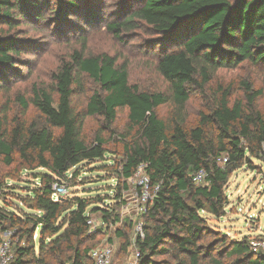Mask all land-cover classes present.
Returning <instances> with one entry per match:
<instances>
[{
	"label": "trees",
	"instance_id": "16d2710c",
	"mask_svg": "<svg viewBox=\"0 0 264 264\" xmlns=\"http://www.w3.org/2000/svg\"><path fill=\"white\" fill-rule=\"evenodd\" d=\"M130 1L132 11L107 27L117 39L138 23L152 30L160 46L156 70L171 96L132 85L128 66L119 65L115 57L74 51L56 72L54 93L37 86L33 89L31 104L43 123L16 119L7 125L0 119V165L16 166L35 181L23 199L33 214L0 206V234L14 231L20 239L12 249V264H92L90 253L99 234H91V214L100 212L107 224L119 222L127 181L141 164L148 166V175L160 191L146 214L145 238L137 242L139 264H170L156 260L158 256L169 257L174 264H226L225 255L234 260L232 264H264L262 254L251 250L250 238L230 240L219 234L205 243L208 228L203 216L224 217L232 175L252 166L254 159L264 162V111L258 105L262 91L244 83L247 103L232 105L231 90L220 88L213 106L200 113L196 126L189 127L184 116L191 89L198 86L206 93L220 70L243 63L264 67V0ZM65 5L68 11H82L76 0ZM43 19L41 0H0V26L15 29L24 20ZM20 44L15 38L0 36V90L12 74L15 56L21 54ZM83 75L96 89L84 113L76 114L74 98L83 92ZM19 101L28 109L23 98ZM167 104L173 105L170 121L158 115V109ZM121 110L128 111L129 126L137 138L123 144L115 171L116 208L89 211L90 205L104 201L101 198L89 202L64 197L54 202V182L64 180L83 163L104 161L109 153L101 136L92 145L82 140L85 117L101 118L105 130L112 131ZM224 156L226 164L220 162ZM199 171L207 174L205 184L193 181ZM71 176L78 177V172Z\"/></svg>",
	"mask_w": 264,
	"mask_h": 264
},
{
	"label": "rangeland",
	"instance_id": "374dc122",
	"mask_svg": "<svg viewBox=\"0 0 264 264\" xmlns=\"http://www.w3.org/2000/svg\"><path fill=\"white\" fill-rule=\"evenodd\" d=\"M75 0H41L42 22L24 20L19 27L11 29L0 26V36L15 38L21 47V54L15 56L14 68L3 88L0 90V119L9 125L16 119L28 122L43 123L44 118L32 106L33 89L38 87L49 92H55V75L58 68L70 60L74 51H84L86 56L108 54L118 60L119 65L126 64L130 72V82L142 91L164 93L171 96L166 82L156 70L160 46L157 36L146 25L138 23L133 30L126 31L122 39L107 27L111 22L122 21L133 9L130 0H76L82 6L81 12L68 11L65 4ZM127 6V10L124 8ZM83 92L74 98L76 114L84 113L89 97L96 89V84L83 75ZM244 83L254 85L255 91H262L258 105L264 111V67L243 63L232 69L220 70L206 88V93L194 87L186 105L184 116L187 125H197L201 112H207L218 97L220 88L230 89L231 104L247 103ZM55 97L57 95L55 94ZM20 98L28 104L25 109ZM173 105L167 104L158 109L161 119L170 121ZM101 136L107 141L108 155L104 161H91L79 165L70 173L78 172V177H70L67 181L70 199L81 198L89 202L103 199L101 203L90 205L89 211L95 208H116L115 189L118 170L123 155V144L131 143L137 138L136 132L129 126L128 111L121 110L112 131H107L101 118L85 117L81 138L88 145L95 143L96 137ZM127 138L126 140L124 139ZM125 141H124V140ZM252 166L246 165L232 175L226 187L228 206L226 215L215 218L203 216L207 220L205 243H210L219 234L226 235L230 240H242L244 237L251 241L262 238L264 234V162L252 160ZM38 173H47L39 170ZM11 175V178L7 176ZM0 182L3 190L0 192V206H6L19 212L33 214L23 199L29 196L35 187L34 178L27 173L18 172V167L0 165ZM132 204L127 208L122 205L118 209L120 221L105 223L100 212L91 214V230L98 233L94 242L98 247L111 245L115 250L113 264H139L134 262L139 251V223L146 225V216L138 214L139 202L133 196ZM129 222L132 226L130 227ZM101 230V231H98ZM119 232L122 236L119 235ZM13 247L20 239H12ZM37 243L39 231L34 236ZM129 244L128 246H125ZM264 257V250L261 252ZM158 261L174 264L169 257L158 256ZM226 264H232L233 259L225 255Z\"/></svg>",
	"mask_w": 264,
	"mask_h": 264
},
{
	"label": "built area",
	"instance_id": "2783aa9c",
	"mask_svg": "<svg viewBox=\"0 0 264 264\" xmlns=\"http://www.w3.org/2000/svg\"><path fill=\"white\" fill-rule=\"evenodd\" d=\"M262 154L264 158V144L262 146ZM222 164H226L228 162V157L224 156L220 160ZM147 165L141 164L134 173V176L130 178L128 183V189L123 192V201L125 207L129 210L130 205V198L135 196L136 201L139 202L137 206L138 214L142 216H146L148 212V208L150 205L154 203L155 198H157L158 193L160 191V185H154L151 181L150 176L147 172ZM71 177V173L69 172L66 175L64 180H58L53 183V196L52 199L54 202L60 201V199L66 197L68 195V184L67 179ZM207 174L205 171H199L193 176V181L197 185L205 184L206 183ZM89 226L92 225V220L90 219L88 222ZM145 226L143 223H139L138 226V239L143 240L145 238L144 229ZM91 234H95L91 230ZM15 237L14 231H6L0 234V264H12L14 260L13 254V240ZM251 250L255 254H261L264 250V234L262 238L256 239L251 243ZM115 257V250L114 247L111 245L102 246L94 249L90 253V260L92 264H113ZM140 258L139 251L136 253L134 262H138Z\"/></svg>",
	"mask_w": 264,
	"mask_h": 264
},
{
	"label": "water",
	"instance_id": "95a60500",
	"mask_svg": "<svg viewBox=\"0 0 264 264\" xmlns=\"http://www.w3.org/2000/svg\"><path fill=\"white\" fill-rule=\"evenodd\" d=\"M61 200V199H60Z\"/></svg>",
	"mask_w": 264,
	"mask_h": 264
}]
</instances>
